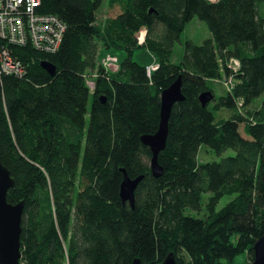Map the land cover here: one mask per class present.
I'll list each match as a JSON object with an SVG mask.
<instances>
[{
    "label": "trees",
    "instance_id": "trees-1",
    "mask_svg": "<svg viewBox=\"0 0 264 264\" xmlns=\"http://www.w3.org/2000/svg\"><path fill=\"white\" fill-rule=\"evenodd\" d=\"M106 4L119 10L100 23L101 0H41L39 9L66 25L59 48L7 46L26 71L0 82V161L12 179L6 200L24 204L20 263L131 264L137 257L162 264L172 252L177 264H249L264 234V98L247 109L264 95V0ZM193 17L210 35L181 42ZM176 42L184 45L177 63ZM4 46L0 39V52ZM137 48L155 57L149 75L132 59ZM105 52L125 54L115 71L99 65ZM43 60L55 65L53 75ZM178 77L184 99L171 108L156 177L141 136L156 132L160 93ZM228 78L229 90L215 95L214 83ZM204 91L213 93L205 106ZM201 148L234 154L201 162ZM122 168L143 176L133 207L119 196ZM205 192L204 216L185 214L200 209ZM224 195L234 197L215 210Z\"/></svg>",
    "mask_w": 264,
    "mask_h": 264
},
{
    "label": "water",
    "instance_id": "water-1",
    "mask_svg": "<svg viewBox=\"0 0 264 264\" xmlns=\"http://www.w3.org/2000/svg\"><path fill=\"white\" fill-rule=\"evenodd\" d=\"M40 65L50 75L55 73L54 64L43 60ZM199 100L205 106L213 98L211 91H204L199 94ZM104 102V96H100ZM184 99L180 89V78L178 77L167 88L160 93V114L158 128L153 134L141 136L142 142L147 145L151 152L150 168L154 176L162 173V168L157 161L160 150L165 146L168 118L173 104ZM123 178L119 187V196L123 202L127 201L131 207L134 206V191L139 181L143 178L139 175L130 178L125 169H121ZM12 186V179L8 170L0 161V264H21L20 259V233L23 202L9 203L6 200V192ZM253 258L250 264H264V234H262L252 245ZM131 264H141L139 258H134ZM162 264H177L172 252L168 253Z\"/></svg>",
    "mask_w": 264,
    "mask_h": 264
},
{
    "label": "built area",
    "instance_id": "built-area-1",
    "mask_svg": "<svg viewBox=\"0 0 264 264\" xmlns=\"http://www.w3.org/2000/svg\"><path fill=\"white\" fill-rule=\"evenodd\" d=\"M41 0H0V39L6 46L0 52V82L3 74L23 75L25 66L11 53L9 44L15 46L29 45L37 51H56L64 37L66 25L58 16L52 13L43 12L39 9ZM142 41V39L140 40ZM112 62L104 64V70L118 66L117 56L108 53ZM238 62L233 60L232 67L236 69ZM155 66L146 67L149 75ZM115 69V70H116ZM228 90L231 79L222 80ZM88 85L91 84L88 80ZM94 85V84H93Z\"/></svg>",
    "mask_w": 264,
    "mask_h": 264
},
{
    "label": "rangeland",
    "instance_id": "rangeland-1",
    "mask_svg": "<svg viewBox=\"0 0 264 264\" xmlns=\"http://www.w3.org/2000/svg\"><path fill=\"white\" fill-rule=\"evenodd\" d=\"M118 10L119 9L116 6L109 7L106 4V0H101V6H100L99 10L96 12V16H97L96 19H97V21L102 23L106 17L115 15L118 12ZM143 32H145V31L142 30L136 34L137 37L139 36L138 43L143 42V41H140L142 39ZM208 33H209V30H208L206 24L203 21L199 20L198 18L193 17L186 24L183 32L180 35V39H181V42H183L186 39V40H191L194 43H200V42H202L203 39L208 37ZM181 42H176V44L174 46L173 61L175 63L181 61L182 55L184 53V45ZM115 55L118 57V59L116 60V65L119 66V59H122L125 56V54L122 52H118ZM132 59L147 65L146 67H151V66H155V65L157 66L155 57H153V55L150 52H148L145 48L135 49L132 53ZM112 61L113 60H112L111 56L108 55V52L100 54L99 65L102 68L104 67L105 63H108L107 67H109L110 63ZM148 64H151V65H148ZM115 69H116L115 67H112V68H109L108 70L115 71ZM92 73L93 74H88L89 75V82L91 83L88 85L90 91H92V89H93V79H94V76L97 75V71L95 70ZM214 89H215V91H214L215 95L216 94H223L228 90L227 86L222 82L214 83ZM263 98H264V95H261L260 97L256 98L252 102V105H249L247 107V109L256 107L257 104H259ZM90 105H91V99L89 98L88 104H87V110L88 111H89ZM88 111L85 114V125L86 126H87L88 120H89ZM245 111L246 110L243 108L241 110H238V112H242V116H245ZM241 127H242V124L240 125V129H241ZM207 150L205 148L200 149V152L198 153V157H197L199 161H201V162L217 161L221 157L234 154V150L231 148L226 149L223 153H221V155H217L214 151H211V150L207 151ZM208 196H209L208 192L202 193L200 209L194 210L192 208L187 207L184 209V213L187 215L194 216V217H203L204 214L206 213L205 203H206ZM233 197H234V195L222 196L218 200V202L215 206V210H219L222 206H224ZM237 259L238 260L242 259V256H238ZM251 261H250V263H251ZM64 264H67V261H65Z\"/></svg>",
    "mask_w": 264,
    "mask_h": 264
},
{
    "label": "crops",
    "instance_id": "crops-1",
    "mask_svg": "<svg viewBox=\"0 0 264 264\" xmlns=\"http://www.w3.org/2000/svg\"><path fill=\"white\" fill-rule=\"evenodd\" d=\"M212 1H213V0H212ZM209 35H210V34L208 33V37H209ZM206 38H207V37H206Z\"/></svg>",
    "mask_w": 264,
    "mask_h": 264
},
{
    "label": "bare ground",
    "instance_id": "bare-ground-1",
    "mask_svg": "<svg viewBox=\"0 0 264 264\" xmlns=\"http://www.w3.org/2000/svg\"><path fill=\"white\" fill-rule=\"evenodd\" d=\"M151 65V64H150Z\"/></svg>",
    "mask_w": 264,
    "mask_h": 264
},
{
    "label": "clouds",
    "instance_id": "clouds-1",
    "mask_svg": "<svg viewBox=\"0 0 264 264\" xmlns=\"http://www.w3.org/2000/svg\"><path fill=\"white\" fill-rule=\"evenodd\" d=\"M138 40V39H137Z\"/></svg>",
    "mask_w": 264,
    "mask_h": 264
}]
</instances>
